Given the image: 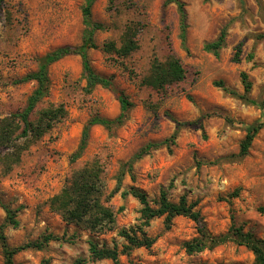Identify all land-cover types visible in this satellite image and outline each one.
I'll return each mask as SVG.
<instances>
[{
    "label": "rangeland",
    "instance_id": "1",
    "mask_svg": "<svg viewBox=\"0 0 264 264\" xmlns=\"http://www.w3.org/2000/svg\"><path fill=\"white\" fill-rule=\"evenodd\" d=\"M83 1L0 0V117L24 105L36 82L20 78L36 68L40 55L61 45L80 43ZM164 1L94 0L92 19L104 27L94 32L97 46L87 49L90 64L96 72L109 76L132 106L120 125L110 129L93 125L87 145L75 161L70 160V154L88 118L96 113L114 117L119 103L108 88L96 85L86 90L78 54L64 55L48 66L47 93L31 118L39 108L59 103L64 105L65 115L21 154L9 172L0 168V194L12 206L20 205L19 226L5 228L9 245L34 240L42 233L59 232L61 219L48 208L47 200L84 163L99 161L105 193L111 191L120 171L128 172L125 163L140 147L170 136L176 125L166 114L170 112L183 122L174 143L161 144L136 159L132 164L135 177L130 179L125 174L123 179L121 175L123 186L136 184L148 192L150 199L161 187L173 201L185 194L188 201L196 202L195 208L211 234L228 236L211 247L187 253L183 242L197 234L195 222L177 215L165 227L163 218L155 217L145 227L155 237L153 244L120 252L119 264L253 263L252 251L237 243L228 231L233 226L241 227L264 239V211L260 210L264 206V0H182L188 52L180 45L177 7L171 8ZM127 24L138 28V48L126 57L104 52V41L120 44ZM224 25L229 44L225 41L216 58L204 51L202 44L215 38ZM240 32L242 39L238 38ZM239 41L241 51L234 61V46ZM171 49L179 55L185 77L166 91L141 85L139 81L153 58L163 60ZM249 53L253 55L250 59ZM240 71H245L251 81L248 95L254 103L213 83L240 82ZM241 87L240 94L244 92ZM196 88L205 95H196ZM196 107L203 114L200 126L185 123L199 117L189 114ZM210 118L216 128L207 123ZM252 122L262 125L248 153L239 156V141ZM222 177L226 183L220 188ZM109 204L115 211L113 229L91 236L109 247L116 243L120 249L124 238L117 230L138 223L140 204L132 195L123 198L119 193L110 197ZM3 217L0 207V222ZM66 231L68 235L52 239L42 248L16 252L13 264H114L109 258L89 259L86 239L90 233L86 230L73 226Z\"/></svg>",
    "mask_w": 264,
    "mask_h": 264
},
{
    "label": "trees",
    "instance_id": "2",
    "mask_svg": "<svg viewBox=\"0 0 264 264\" xmlns=\"http://www.w3.org/2000/svg\"><path fill=\"white\" fill-rule=\"evenodd\" d=\"M93 2L94 0H84L80 8L83 23L80 43L61 45L45 52L37 58L36 68L21 76L20 81L33 80L36 82V85L27 96L21 108L0 117V168L4 173L9 172L14 165L18 164L21 154L65 115V107L59 103L39 108L36 117L34 119L31 118L38 102L47 93L48 66L64 55L76 53L80 56L81 73L85 79L86 90L91 91L96 85L108 88L115 94L119 103V112L114 117H105L96 113L88 118L82 127L79 143L70 154V160L75 161L82 155L93 125L99 124L110 129L112 126L122 124L127 118L132 102L126 93L117 87L109 76L96 72L90 64L87 49L97 46L93 38L94 32L104 27L102 23L92 19L91 7ZM169 2L176 3L179 13L180 44L188 52L189 50L186 46V11L184 3L182 0L164 1L165 4ZM137 30V26L127 24L120 44L117 45L115 41L107 40L102 43V50L108 54H115L118 57L128 56L138 48ZM226 34L227 25H224L220 28L215 38L203 42V50L219 58L220 49L225 44ZM241 44L242 42L239 41L234 46L232 55L234 61L239 59ZM252 56V53L247 55L248 59L252 58ZM185 73L186 70L179 55L171 49L165 59L153 58L147 73L141 77L139 82L141 85L155 91H166L169 86L180 82L185 77ZM239 74L244 89V92L241 94L227 87L221 80H216L213 83L224 91L236 95L248 103H254V100L248 95L251 89V81L248 79L247 73L240 71ZM188 97L190 98V95ZM261 107L264 108V101L261 102ZM166 114L175 122V129L168 138H164L161 141L147 142L125 163L132 179L134 178L132 164L136 159L161 144L174 143L180 125L183 122L177 120L170 112ZM202 118L203 114L201 113L197 119L185 123L200 126ZM261 125L262 122H252L246 125L245 134L239 141V156L248 153L251 141ZM101 172L102 166L97 159L84 163L80 168L73 170L61 188L47 200L48 208L55 212L62 221L79 226L90 233L87 243L88 257L91 261L109 258L114 264H119L118 254L120 252H126L131 248L139 246L150 247L155 241V237L149 235L145 227L155 217H162L165 227H169L173 217L177 215L186 216L195 222L197 234L183 242L187 253L211 247L228 236H214L211 234L199 210L195 208L196 202L188 201L185 194L180 195L177 201H173L169 198L167 189L161 187L158 195L150 199L145 190L130 185L128 188L121 190L120 193L122 197L131 194L140 202L138 223L117 230V233L124 238V243L120 249L116 243L112 247L105 244L100 245L98 240L94 239L91 234H102L113 229L115 211L109 204V200L119 190L121 175L124 173L120 171V176L116 180V186L108 193H105ZM0 207L4 211V217L0 222V245L3 254V264H13V255L20 250L28 247L42 248L52 239L59 240L63 238L62 235L59 236L52 232H46L34 240L11 246L7 242L5 228L8 225L12 227L19 226L20 222L17 212L20 205L12 206L0 194ZM260 210L264 211V206L260 207ZM228 232L229 236L233 237L237 243L245 245L252 251L254 255L252 264H264L263 238L257 237L249 230L244 231L241 227L233 226ZM77 263L78 261L75 262V264Z\"/></svg>",
    "mask_w": 264,
    "mask_h": 264
},
{
    "label": "crops",
    "instance_id": "3",
    "mask_svg": "<svg viewBox=\"0 0 264 264\" xmlns=\"http://www.w3.org/2000/svg\"><path fill=\"white\" fill-rule=\"evenodd\" d=\"M169 4H170V6H171V8H173V6L172 5H176V3L175 2H169ZM177 7V6H176ZM240 35L238 36V38L239 39H242L243 37H244V35L240 32L239 33ZM180 38V37H179ZM227 38H229L228 36L226 37V44L228 43L227 42ZM248 41V40H247ZM246 41V42H247ZM235 43V42H234ZM202 44V43H201ZM229 44V43H228ZM233 44V43H232ZM181 45V44H180ZM186 46H187V44H186ZM187 48H188V46H187ZM203 49V48H202ZM223 49V48H222ZM221 51V50H220ZM231 81H233L234 83H229L228 82V80H224V82H226V83H224L227 87H229V88H234L237 92H241V89H242V87H241V85H242V83H241V81L239 82L238 80H231ZM241 84V85H240ZM219 87V86H218ZM194 91V93H196V95H199V96H204L205 94L203 93V92H201L199 89H194L193 90ZM190 113L189 114H191L192 115V117L193 118H195V117H197V116H200V112H201V110H200V108L199 107H196V108H191L190 109V111H189ZM212 119L210 118V119H208L207 120V123L210 125L212 122ZM214 121V120H213ZM202 123H203V119H202ZM212 126H214V124L212 123ZM214 128H216L215 126H214ZM212 129V128H211ZM173 132V131H172ZM171 132V133H172ZM178 134H179V131H178V133H177V136H178ZM177 136H176V138H177ZM175 138V139H176ZM133 166H134V164H133ZM132 172H133V174H135V171H134V169L132 170ZM125 174H127L128 176H129V178L130 179H132L131 177H130V174L126 171V172H124L123 173V179H124V176H125ZM134 177H135V175H134ZM222 178H224V179H226L225 177H222ZM132 185H134V186H137V187H139V188H141V189H143L144 190V188H142V187H140V186H138V185H136V184H132ZM127 188V186L125 187V186H123V182H122V180H121V186H120V188H119V190L116 192V193H119V195L121 196V190H123V189H126ZM146 191V190H145ZM116 193H114V195L116 194ZM146 193H147V195H148V197L150 198V196H149V194H148V192L146 191ZM129 195H131V194H128V195H126L125 197H123V198H126L127 196H129ZM122 197V196H121ZM134 197V196H133ZM135 198V197H134ZM137 201H138V199H137ZM139 202V201H138ZM139 204H140V202H139ZM140 206H141V204H140ZM61 221V224H60V229H58V233H57V235H59V236H61V235H64V236H66V235H68V233H69V231H66V230H69L71 227H73V226H76V225H74V224H67V223H65L64 221H62V220H60ZM67 226V227H66ZM64 231H66V232H64ZM65 233V234H64ZM88 237H89V235H88ZM86 241H87V239H86ZM100 244V243H99ZM102 244V243H101ZM100 244V245H101Z\"/></svg>",
    "mask_w": 264,
    "mask_h": 264
},
{
    "label": "built area",
    "instance_id": "4",
    "mask_svg": "<svg viewBox=\"0 0 264 264\" xmlns=\"http://www.w3.org/2000/svg\"><path fill=\"white\" fill-rule=\"evenodd\" d=\"M225 183H226V179L221 178L219 181L220 188H223L225 186Z\"/></svg>",
    "mask_w": 264,
    "mask_h": 264
}]
</instances>
